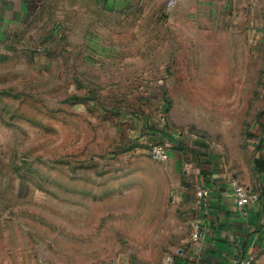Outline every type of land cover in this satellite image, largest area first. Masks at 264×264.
I'll list each match as a JSON object with an SVG mask.
<instances>
[{"label":"rangeland","instance_id":"1","mask_svg":"<svg viewBox=\"0 0 264 264\" xmlns=\"http://www.w3.org/2000/svg\"><path fill=\"white\" fill-rule=\"evenodd\" d=\"M213 4L0 0V264H163L190 240V145L245 171L264 111V42Z\"/></svg>","mask_w":264,"mask_h":264},{"label":"crops","instance_id":"2","mask_svg":"<svg viewBox=\"0 0 264 264\" xmlns=\"http://www.w3.org/2000/svg\"><path fill=\"white\" fill-rule=\"evenodd\" d=\"M166 1L102 0V3L108 6L119 3L124 14L132 15L135 6H140V11L146 14L149 7H156L161 13ZM197 6L202 7L199 14L204 20L210 21L215 14L213 0H179L175 12L189 14L195 20ZM221 7L226 20L235 22L237 30L251 20L257 40L264 42V0H222ZM262 113V122L258 123L253 139L252 161L245 171H231L214 151L205 156L202 150L205 146L190 145L192 152L199 153L202 161L195 167V187L190 194L187 193L190 216L202 220L204 234L198 241L190 238L179 248L175 264H234L238 254L258 255L264 249V111ZM232 177L261 191L260 199L252 202L246 210L236 203Z\"/></svg>","mask_w":264,"mask_h":264},{"label":"built area","instance_id":"3","mask_svg":"<svg viewBox=\"0 0 264 264\" xmlns=\"http://www.w3.org/2000/svg\"><path fill=\"white\" fill-rule=\"evenodd\" d=\"M179 0H167L168 7H174L177 5ZM151 154L154 158L159 160H165L169 158L170 151L163 143H154L151 146ZM236 203L238 207L246 210L247 207L254 201H257L261 197V191L248 187L245 183L240 181L237 177H232L231 179ZM204 234L203 222L199 217H194L192 219V233L191 238L194 241H198L201 236ZM255 253L243 254L240 253L237 255L234 264H252L256 258ZM163 264H175V255L169 254L165 257Z\"/></svg>","mask_w":264,"mask_h":264}]
</instances>
